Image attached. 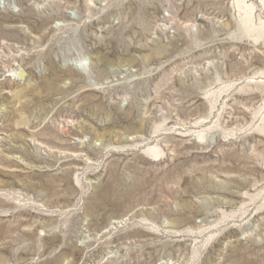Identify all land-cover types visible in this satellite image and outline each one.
Returning a JSON list of instances; mask_svg holds the SVG:
<instances>
[{
    "label": "rangeland",
    "instance_id": "374dc122",
    "mask_svg": "<svg viewBox=\"0 0 264 264\" xmlns=\"http://www.w3.org/2000/svg\"><path fill=\"white\" fill-rule=\"evenodd\" d=\"M0 264H264V0H0Z\"/></svg>",
    "mask_w": 264,
    "mask_h": 264
}]
</instances>
